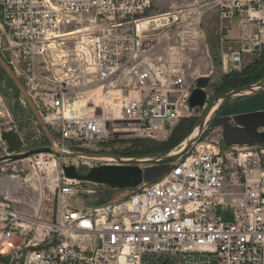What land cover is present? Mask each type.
I'll use <instances>...</instances> for the list:
<instances>
[{
	"label": "built area",
	"instance_id": "obj_1",
	"mask_svg": "<svg viewBox=\"0 0 264 264\" xmlns=\"http://www.w3.org/2000/svg\"><path fill=\"white\" fill-rule=\"evenodd\" d=\"M154 1L0 0V53L60 150L90 153L122 132L153 137L177 123L190 93L182 67L155 55L158 16L169 20L174 10L152 13ZM209 3L218 9L221 40L235 21L255 27L240 37V50H230L234 61L261 52L264 0ZM77 30V57L100 93L89 95L73 76L41 72L54 36ZM217 135L200 138L162 177L100 205L87 201L97 195L85 185L91 182L67 178L64 166L113 158L45 152L0 162V264H264V143L227 145ZM21 138L23 153L31 147ZM8 147L0 137V157Z\"/></svg>",
	"mask_w": 264,
	"mask_h": 264
},
{
	"label": "rangeland",
	"instance_id": "obj_2",
	"mask_svg": "<svg viewBox=\"0 0 264 264\" xmlns=\"http://www.w3.org/2000/svg\"><path fill=\"white\" fill-rule=\"evenodd\" d=\"M209 2L210 0H155L151 9L152 13L157 14H162L172 9L174 10V17L169 20L163 19L160 15L158 16L160 23L159 33L162 37V41L155 55L170 56V59L174 63L182 67L185 74V93H187V91L191 93L196 87V80L199 77L210 76L212 79L206 88L209 95L206 106L203 108H191L187 101H183L180 106L181 115L175 125L158 131L153 137L122 132L118 136V140L102 146L98 145L94 147V151L90 153L121 154V156L124 157L133 156L134 158H140L157 157L178 152L183 143L188 141L190 136L192 137L196 134L205 114L209 111V103L213 100H217V98L225 93L236 89L233 88L227 92L221 93L218 90V86L222 82L224 75H228L232 72L242 73L247 65L252 63L254 59H250V61L247 60L237 68L229 69L223 67L221 61L222 55L219 49L218 9ZM60 32L64 33V31ZM79 39L80 34L78 33L65 36L63 39H58L50 58L46 61L45 65L41 67V72L45 77L49 78H54L56 76L65 78L67 75L73 76L74 82L78 83L80 80L81 85L83 81L87 83L82 89L89 95L94 92L100 93L99 90L94 89L98 85V83L94 81L95 75L92 71L87 70L85 64L77 57V44ZM0 56L4 59L6 64L9 65L1 53ZM258 56L261 57L260 54L257 55V57ZM51 63L53 64L51 65ZM10 68L15 73L11 66ZM69 70L71 72H68ZM16 77L28 92L23 80L17 75ZM263 81L262 79L253 84H260ZM127 83L132 84L131 79H128ZM28 97L36 111L32 109L26 97L21 92L14 89L6 76L1 72L0 68V128L3 131L17 132L24 138V141L31 149L50 145L51 142L57 147V136L51 131L48 125L45 124V121L29 93ZM243 97L244 96H233L222 101L218 105L214 117L218 115L221 106ZM217 103L219 102L216 101V104ZM40 121H42L45 129L42 127ZM186 122L190 124L189 128L186 130V134L175 142L178 136V133L175 132L176 128ZM221 131V128L213 127L210 123V128L201 135V141L205 142L208 141V139L217 138V134H221ZM194 137H192V139H194ZM163 142L170 143L171 146L168 152L163 149L148 151L140 148V145L160 146ZM135 146L138 147L135 154H123L132 150ZM24 159H26L24 161H28L27 158ZM106 162L105 160L80 161V170L83 171L88 167L97 166ZM85 185L90 189H94L97 194L87 197V201L89 203L92 202L94 205L112 203L113 200L122 198L129 192L127 190H130L113 189L106 185L92 183H86ZM234 195L235 193L231 194L228 200L231 201ZM231 211L232 209L230 206H227L223 210L226 221H231Z\"/></svg>",
	"mask_w": 264,
	"mask_h": 264
},
{
	"label": "water",
	"instance_id": "obj_3",
	"mask_svg": "<svg viewBox=\"0 0 264 264\" xmlns=\"http://www.w3.org/2000/svg\"><path fill=\"white\" fill-rule=\"evenodd\" d=\"M0 66L7 75L13 80L19 91L26 97L30 106L36 111L28 92L10 66L6 64L0 56ZM210 76H201L196 80V87L191 91L188 97V105L191 108H203L208 102L209 95L206 88L211 82ZM233 96H244L236 101L221 106L217 116L213 117L211 124L213 127L222 129L223 139L227 145H249L264 143V81L260 84H253L239 87L225 93L217 100L209 103V111L205 114L202 123L192 139L190 136L185 141L178 152L168 153L157 157H123L116 154L106 153H86V152H68L62 151L52 142L50 145L32 148L20 153L23 141L21 136L15 131H1L0 137L6 140L10 155L0 157V162H10L18 159H24L29 156L50 152L59 157L80 158L83 156L90 158L110 157L117 161L112 164H101L88 167L86 170H79L75 165H65L64 173L67 178L80 181L91 182L99 185H106L113 189H134L144 180L152 181L162 177L171 168V160H177L193 147L210 121L211 111H216L218 105ZM216 101L219 103L216 104ZM41 125L45 129L42 121ZM144 166V167H142Z\"/></svg>",
	"mask_w": 264,
	"mask_h": 264
},
{
	"label": "trees",
	"instance_id": "obj_4",
	"mask_svg": "<svg viewBox=\"0 0 264 264\" xmlns=\"http://www.w3.org/2000/svg\"><path fill=\"white\" fill-rule=\"evenodd\" d=\"M259 54L261 57L256 56L254 58L253 62L250 63L249 65H247L246 69H244V71L242 73L232 72L228 75H224L222 78V82L218 86V90L221 93H224V92H227L228 90L233 89V88L247 86V85H250L253 83H257V81H261L262 79L264 80V48L261 50V52L258 53V55ZM0 68H1V72L6 76V78L8 79L10 84H12L14 89L16 91H19V89L17 88V86L15 85L13 80L7 75L5 70L1 66H0ZM250 73H251V75H250ZM189 126H190V124L186 122V123H183L180 127L176 128L175 132L178 133V136L176 137L175 142L178 141V139L180 137H183L184 134H186V130L189 128ZM175 132H174V134H175ZM170 146H171L170 143L163 142V143H161L160 146L140 145V148L146 149L148 151H151V150L155 151V150H162L163 149L164 151L168 152ZM137 148L138 147L135 146L134 148H132V150L125 152L123 154H135ZM118 156H121V154ZM129 157H133V156H129ZM173 161H175V160H173ZM173 161H171V162H173Z\"/></svg>",
	"mask_w": 264,
	"mask_h": 264
},
{
	"label": "crops",
	"instance_id": "obj_5",
	"mask_svg": "<svg viewBox=\"0 0 264 264\" xmlns=\"http://www.w3.org/2000/svg\"><path fill=\"white\" fill-rule=\"evenodd\" d=\"M254 29L255 27L252 25L251 26L248 25L247 27H242L238 21H235L232 29L226 35L225 40L223 41L220 38L219 49L222 55L221 61L223 63L224 68L226 67L229 69L237 68L241 66L242 63L246 62L247 60L250 61V59H254L258 55V53H243L241 62L234 61L229 55L230 50H240L241 48V45L239 43L240 37L243 36V34L246 31H253ZM225 208L226 207H223L222 213ZM230 216L232 218V211Z\"/></svg>",
	"mask_w": 264,
	"mask_h": 264
},
{
	"label": "bare ground",
	"instance_id": "obj_6",
	"mask_svg": "<svg viewBox=\"0 0 264 264\" xmlns=\"http://www.w3.org/2000/svg\"><path fill=\"white\" fill-rule=\"evenodd\" d=\"M82 30H77V31H72V32H68V33H62V32H60V33H57L55 36H54V38H56V39H63L65 36H71V35H75V34H79L80 32H81ZM69 72H71L70 70H69ZM99 95V94H98ZM98 97H100V95L98 96ZM123 127H125V126H123Z\"/></svg>",
	"mask_w": 264,
	"mask_h": 264
},
{
	"label": "flooded vegetation",
	"instance_id": "obj_7",
	"mask_svg": "<svg viewBox=\"0 0 264 264\" xmlns=\"http://www.w3.org/2000/svg\"><path fill=\"white\" fill-rule=\"evenodd\" d=\"M230 103V102H229Z\"/></svg>",
	"mask_w": 264,
	"mask_h": 264
}]
</instances>
